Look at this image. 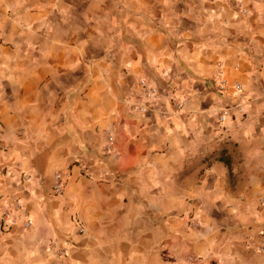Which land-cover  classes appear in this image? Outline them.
Listing matches in <instances>:
<instances>
[{
	"label": "crops",
	"instance_id": "0c3cea01",
	"mask_svg": "<svg viewBox=\"0 0 264 264\" xmlns=\"http://www.w3.org/2000/svg\"><path fill=\"white\" fill-rule=\"evenodd\" d=\"M262 235L264 0H0V264H264Z\"/></svg>",
	"mask_w": 264,
	"mask_h": 264
},
{
	"label": "built area",
	"instance_id": "2783aa9c",
	"mask_svg": "<svg viewBox=\"0 0 264 264\" xmlns=\"http://www.w3.org/2000/svg\"><path fill=\"white\" fill-rule=\"evenodd\" d=\"M237 5L241 8V11L244 15L247 14L246 10L243 8L242 4L240 1H237ZM218 76H221V66H219V70L217 72ZM140 86H141V90H142V96L144 97L145 100H151V99H156L157 96L159 95V91L154 88V87H150L148 85H146V82L144 80H141L140 82ZM240 85L236 84L234 86V91L238 92L240 90ZM218 89L219 90H223L225 89V82L221 81L220 84L218 85ZM184 101H179L177 103V109H181V107L183 106ZM237 111L242 112L243 109L240 106L236 107ZM129 110L132 113H137V114H145L149 111L148 107L146 106L145 103H133L131 105H129ZM229 109H223L220 111L219 116H218V120L219 122H224L228 116H229ZM114 144V138L112 135H108L107 136V144L105 147V152H108V150H110V147L113 146ZM65 176H61L60 174L56 173L53 176V193L54 194H60L62 193L63 189H64V183H65ZM12 224H15V221H12ZM22 225L24 228L29 227L30 223L28 221H23ZM79 232H82L81 229H79ZM262 238L264 240V235H262ZM259 252H263L264 251V245L258 248ZM198 260L194 257V256H189L186 259L185 264H197Z\"/></svg>",
	"mask_w": 264,
	"mask_h": 264
}]
</instances>
